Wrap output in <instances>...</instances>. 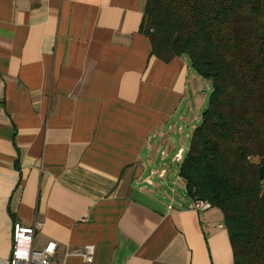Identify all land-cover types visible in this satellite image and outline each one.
I'll use <instances>...</instances> for the list:
<instances>
[{"label":"crops","instance_id":"0c3cea01","mask_svg":"<svg viewBox=\"0 0 264 264\" xmlns=\"http://www.w3.org/2000/svg\"><path fill=\"white\" fill-rule=\"evenodd\" d=\"M144 5L0 0V260L39 223L33 249L62 264H233L221 212L163 190L204 92L185 57L151 55Z\"/></svg>","mask_w":264,"mask_h":264},{"label":"trees","instance_id":"16d2710c","mask_svg":"<svg viewBox=\"0 0 264 264\" xmlns=\"http://www.w3.org/2000/svg\"><path fill=\"white\" fill-rule=\"evenodd\" d=\"M140 32L210 82L178 177L221 212L233 264H264V0H145Z\"/></svg>","mask_w":264,"mask_h":264},{"label":"built area","instance_id":"2783aa9c","mask_svg":"<svg viewBox=\"0 0 264 264\" xmlns=\"http://www.w3.org/2000/svg\"><path fill=\"white\" fill-rule=\"evenodd\" d=\"M179 160L180 157L178 156L177 161ZM188 208L195 212H204L209 210L211 205L204 200L191 199ZM40 227L39 223H33L31 226L14 223L12 227L11 254L8 259L0 260V264H62L63 261L61 259L55 258V243H47L40 251L33 249L34 236ZM77 254L85 262L90 263L93 260L94 248L85 246L77 250Z\"/></svg>","mask_w":264,"mask_h":264},{"label":"rangeland","instance_id":"374dc122","mask_svg":"<svg viewBox=\"0 0 264 264\" xmlns=\"http://www.w3.org/2000/svg\"><path fill=\"white\" fill-rule=\"evenodd\" d=\"M194 76L197 78V80L201 83V90L200 92H204V94H201L200 98L202 100V102H193L191 106V110L188 113V122H186V126L184 127V134L181 135V139L183 141H186V146L184 145V151L186 153L187 151V147L189 144V140H190V136H191V130L193 129V123H195L194 121H198L202 112L205 110V108L207 107V103H208V99L211 93V85L210 82L205 81L201 78H199V76L194 73ZM206 92V94H205ZM187 111H188V107H187ZM195 119V120H193ZM193 120V123H192ZM179 133V132H178ZM187 134L189 135V138H185ZM178 137V136H177ZM172 167V166H171ZM177 166L173 169V172L170 173L167 178H166V187H163L164 192L167 194L168 197H176L177 195L179 196V194H181L182 190H185V186L184 184L179 180V178L175 175V170H176ZM153 183H156V179L152 180Z\"/></svg>","mask_w":264,"mask_h":264},{"label":"water","instance_id":"95a60500","mask_svg":"<svg viewBox=\"0 0 264 264\" xmlns=\"http://www.w3.org/2000/svg\"><path fill=\"white\" fill-rule=\"evenodd\" d=\"M258 177L260 180H264V171L262 167H260L258 170Z\"/></svg>","mask_w":264,"mask_h":264}]
</instances>
